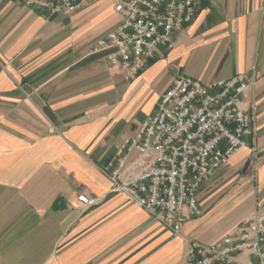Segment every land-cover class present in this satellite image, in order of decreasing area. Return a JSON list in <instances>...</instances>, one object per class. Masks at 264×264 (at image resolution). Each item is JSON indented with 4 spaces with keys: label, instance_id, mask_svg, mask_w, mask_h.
Returning a JSON list of instances; mask_svg holds the SVG:
<instances>
[{
    "label": "crops",
    "instance_id": "1",
    "mask_svg": "<svg viewBox=\"0 0 264 264\" xmlns=\"http://www.w3.org/2000/svg\"><path fill=\"white\" fill-rule=\"evenodd\" d=\"M118 0L49 14L0 0V264H186L187 239L217 240L264 210V0H195L191 22L132 77L92 52ZM255 142L197 190L201 214L173 234L99 168L179 75L203 83L252 71ZM80 192L96 202L81 209Z\"/></svg>",
    "mask_w": 264,
    "mask_h": 264
},
{
    "label": "built area",
    "instance_id": "2",
    "mask_svg": "<svg viewBox=\"0 0 264 264\" xmlns=\"http://www.w3.org/2000/svg\"><path fill=\"white\" fill-rule=\"evenodd\" d=\"M49 14H71L98 0H22ZM121 17L92 52L109 49L110 69L132 77L158 47L171 49L173 33L192 21L195 0H118ZM252 71L203 83L177 76L154 112L126 137L99 170L120 192L177 236L201 214L197 190L244 146L255 140ZM71 206L85 209L95 198L80 192ZM186 264H264V210H255L213 242L187 239Z\"/></svg>",
    "mask_w": 264,
    "mask_h": 264
}]
</instances>
